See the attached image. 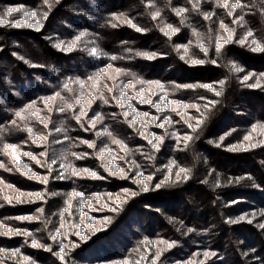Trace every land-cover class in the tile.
Instances as JSON below:
<instances>
[{
    "label": "trees",
    "instance_id": "16d2710c",
    "mask_svg": "<svg viewBox=\"0 0 264 264\" xmlns=\"http://www.w3.org/2000/svg\"><path fill=\"white\" fill-rule=\"evenodd\" d=\"M228 2L226 8L223 0H0V19L8 21L0 24V223L9 217L20 227L15 217L43 207L37 219L48 227L53 192L71 180L63 178L60 184L54 179L52 160L62 146L71 160L78 149L86 151L90 161L75 158V166L95 164L109 179L103 194L119 200L103 216L112 246L119 245L113 253L102 249L107 257L122 264H264V52L251 50L252 40L264 47V0H240L236 9L230 7L236 0ZM8 8L18 11L7 15ZM181 8L185 11L178 15ZM28 11L37 15L25 19ZM17 20L24 22L13 26ZM36 20L39 30L29 26ZM221 23L232 39L217 52L216 43L229 35ZM249 31L253 36L247 37ZM82 32L73 51H67ZM92 48L96 56L89 54ZM193 59L205 63L194 65ZM122 86L137 108L135 118L121 106ZM169 100L184 104V113L176 103L170 110ZM82 109L86 114L77 122ZM166 114L177 133L172 141L164 128L156 130ZM96 117L100 119L93 127ZM120 135L130 156L151 177L147 191L136 184L134 166L113 142ZM37 136L47 139L36 141ZM81 139L94 147L84 148ZM104 140L109 148L114 143L125 177L115 178L105 168L100 158ZM14 150H25L39 161L40 182L16 167ZM181 168L186 172L178 177ZM135 219L141 220L134 227L142 234L120 244L117 235ZM7 235L0 232V251L17 250L19 237ZM98 239L92 236L91 245L76 251L74 260L93 254ZM11 256L0 254V264H20Z\"/></svg>",
    "mask_w": 264,
    "mask_h": 264
},
{
    "label": "rangeland",
    "instance_id": "374dc122",
    "mask_svg": "<svg viewBox=\"0 0 264 264\" xmlns=\"http://www.w3.org/2000/svg\"><path fill=\"white\" fill-rule=\"evenodd\" d=\"M121 96L127 97L121 102V106L127 114H130L135 118L136 114H138L136 111L137 108H135L134 104L131 103V100L125 90V86H122V88L118 90L119 100ZM176 104L171 103V100L167 101V106L170 110L171 107L176 106ZM177 106L180 114H183L185 111L184 104L179 103ZM160 124L164 125L162 129H165L170 140H174L177 133L172 116L170 114H166L158 122H156V130H160L161 127L158 126ZM114 129L116 131V128ZM261 131L264 133V127ZM57 134L60 136L62 133L58 131ZM151 134L154 138L159 137L156 131L151 132ZM122 137L123 136L120 135V138L118 139V141H120L118 146L123 152V155L121 156L122 158L125 157L128 165L134 166L135 171L133 173V178L136 184L144 186L148 183V180L143 179V177H146L145 173L130 156L128 142L124 137ZM83 141L84 140L81 139V144L85 148L89 145V143H83ZM113 146L115 145L111 141L109 148L107 146V141L104 140L100 149V158L102 159L103 156L105 168L111 176H115V178H122L126 176L127 171L118 161L117 156L119 155H116V151ZM78 150L77 155H75L76 160L89 162V155L85 153L86 151H82L80 149ZM82 152L84 153L82 154ZM102 152L103 155H101ZM24 153L28 152L25 150H14L12 152L14 164L24 174L29 176L31 180L40 182V179H37L36 177H39L41 171H43L42 166L38 164L36 158H32L34 157L33 154L31 156H27L24 155ZM54 158L56 159L55 173H57L54 176V179L59 181L60 184L64 183L63 178L66 179L70 177L71 180L68 179L69 181L67 185H63V188L58 189L57 192H53L56 199L52 205L51 221L49 222L48 227L44 229L40 223H38L37 211L42 212V210H44L43 207L42 209L39 208L35 213L15 217L20 220V227L12 224L11 219L7 217L6 219L8 221L4 220L3 222L5 223H0V232L4 234L5 229H7L9 233L7 236H11L12 238L19 237V251L3 250L0 251V254L7 253L10 256L12 255L11 259L16 260L18 258L20 264H69L70 259H72L74 264H122L120 263L121 259L113 260L110 256L107 257L106 254L102 253V249L106 251L109 250L113 253L115 252L116 247L119 248V245L116 247L112 246L115 245V243H113L112 238L110 235L106 234L104 229L105 218L103 216L107 211L113 210L112 204L116 205L119 201L115 198L109 200L103 194L107 190L109 179L104 176L102 171L96 168L93 163L92 166L88 164L85 166L79 165L80 168L75 166V158L71 160L68 156L66 157V151L62 146L57 147ZM24 165H27V168H25ZM61 165H64V167H61ZM72 169L80 170V175H73ZM84 169H87L89 172H95L98 178H94L85 173L83 171ZM31 173H35V177H33ZM71 176H73L74 179ZM74 192H81L83 193V196L74 197L72 196V193ZM65 209L68 210L65 211ZM20 217H31L32 219H19ZM89 217H91V219H89ZM139 221L137 219L132 220L129 227H123L121 229L120 234H122V236H120V234L117 235L119 240L118 242L120 244L121 241L130 239L131 236L132 238H136V236L142 234L139 227H134L139 225ZM61 225H63V227H61ZM17 231L21 234H12ZM57 231L60 232V235L54 241L51 239V236L55 235ZM24 233H30V235H24ZM243 233L248 234L249 232L243 231ZM94 235L100 238L95 242V244H93L95 246L94 253H83L77 258L79 261H75L74 259L76 258V254L80 253H77L76 251L86 250L87 244L90 243L91 238ZM82 236H86L87 239H83ZM33 239L37 240V242L43 247H33L31 243ZM61 248H64L63 252H61ZM94 254H96V256H94ZM61 256H63V259L60 258Z\"/></svg>",
    "mask_w": 264,
    "mask_h": 264
},
{
    "label": "snow or ice",
    "instance_id": "6c2138e0",
    "mask_svg": "<svg viewBox=\"0 0 264 264\" xmlns=\"http://www.w3.org/2000/svg\"><path fill=\"white\" fill-rule=\"evenodd\" d=\"M45 3H47V0H45ZM196 6H197V5H194V7H196ZM221 6L226 7V8L229 7V2H228V0H223V3H222ZM230 7H231L232 9H236V8H238V7H241L240 0H236V3L231 4ZM17 11H18L17 8H8V9L6 10L7 15H11L12 13L17 12ZM184 11H185V9H183V8L178 9V10H177V14L179 15V14L183 13ZM36 15H37L36 12L28 11V12H26V14H25V19H28V18L34 17V16H36ZM229 15H231V12H229ZM155 16H159V12H157V13L155 14ZM155 16H154L153 18H155ZM45 18H46V14H45ZM205 18L207 19V18H209V17L206 16ZM23 22H24V21L17 20L16 23H15L13 26L19 27V26L21 25V23H23ZM128 22L130 23V21H128ZM5 23H8V21H7L6 19H0V24H5ZM29 26H31V27H35L37 30H39V28H40V21H39V20H36V22H35L34 24L29 25ZM132 26L135 27L137 31H142V29L139 28V27H136V25H132ZM167 27H168V28H171V25H168ZM220 27H221L222 29H224L226 32H228L229 35H228V38H227V39L221 38V39L216 43V51H217V52H219V51L221 50V48L223 47L224 44L229 43V42L231 41V39H232V33H231V30L228 29L227 26L224 25L223 23H221ZM178 31H179V29H172V32H178ZM165 34L168 35L169 33L166 32ZM84 35H85V33L82 32V33H80V35L76 36L75 39H74L73 41H71L70 43L67 44V46H66V50L69 51V52L73 51V49L75 48L77 42H79V41L81 40V37L84 36ZM251 36H253V33H252L251 31H249V32L247 33V37H251ZM247 37H245L244 40H241L240 43H241V44H244L245 42H247ZM251 44L255 45L254 47L251 48V50H252L253 52H264V47H261L260 44H259L257 41L252 40V41H251ZM57 47H61V45H57ZM201 51H204L205 53L207 52V50H206L203 46H201ZM185 52H187V49H186V48H185ZM89 54H90V55H93V56H96V55L98 54L97 49H96V48H92ZM141 55H144V56H145L146 58H148V59H152V58L155 57V53H152V54L142 53ZM113 58H114V57H113ZM182 58H183V57H182ZM191 63L194 64V65H199V64H203V63H205V61L200 60V59H193V60H191ZM212 63L215 64L216 62H215V61H212ZM233 68H234V70L237 71V72L243 71V69H242L241 67L237 66V65H233ZM105 70H106V69H105ZM262 75H264V74H262ZM248 79H249V76H245V77H244V80H248ZM157 83H158V82H157ZM220 83L222 84L223 82H220ZM129 86H131V85H129ZM200 86H201V87H204V88H209V89L211 88V85H208V84H203V85H200ZM65 87H67V85H66ZM183 87H186V88H192V87H194V85H183ZM109 91H111V89H109ZM56 95L59 96V93H57ZM216 95H220V93L217 92ZM126 98H127L126 96H121V97H120V101H123V100L126 99ZM105 102H107V101H105ZM145 102H150V101H145ZM47 103H48V101L45 100V104H47ZM78 103L83 104L84 101H83V100H80V101H78ZM89 103H90V102H89ZM174 103L179 104L180 102H179V101H176V102H174ZM68 107L71 108L72 105H68ZM154 107H156L157 109H159V108H160V105H159V104H155ZM191 107H195V105H191ZM61 111H63V109H61ZM85 114H86L85 110L82 109L80 115H77V116L75 117V119L77 120V122H79V121L81 120V117L84 116ZM16 115H17V116H21V113L17 112ZM33 115H35V113H33ZM125 115H127V113H125ZM147 115H148L147 113H144V116H147ZM99 119H100V117H96L95 119H93V120L91 121V125H92L93 127H95L96 122H97V120H99ZM155 120H156V118L153 117V118H152V122L155 123ZM40 123H41V124H45V126H47V125H46V122H45L43 119L40 120ZM158 126L161 127V128L164 127L163 124H160V125H158ZM189 127H192V125H189ZM193 130H195V128H194ZM29 131H31V130H29ZM41 139L46 140L47 137H43V138H42V137H40V136H37V137L35 138L36 141H40ZM156 139H157L158 141L162 142L161 138L157 137ZM184 139H186V140H187V139H191V137H185ZM221 139H223V137H221ZM245 139L247 140V139H249V137H245ZM113 142H114V143H117V144L120 143V141H118V140H114ZM148 142H149L150 144H152V141H151V140H149ZM83 143H88V142H87V141H83ZM88 146H89V147H94L93 144H89ZM152 146H153V148L159 150V146H158V144H152ZM253 146H254V145H253ZM6 147H7V148H10V149H14L15 146H13V145H7ZM24 155L31 156L32 154H31V153H24ZM41 155H44V153H41ZM74 155H75V154H74ZM101 155H103V153H101ZM32 158L35 159V157H32ZM37 162H39V161H37ZM52 163L54 164V163H56V161H55V160H52ZM0 166H2V165H0ZM24 167L27 168V165H24ZM61 167H64V165H61ZM83 171H84L85 173L91 175V176L94 177V178H98V177L96 176V173H95V172H89L87 169H84ZM184 172H186V170L183 169V168H181V169H180V172L177 173V176L179 177V176H180V173H184ZM72 174H73V175H80V170H78V169H72ZM113 174H115V173H113ZM31 175H32L33 177H35L36 174H35V173H31ZM36 178H37V179H40L39 177H36ZM184 178L186 179L187 177L185 176ZM143 179H144V180H150L151 177H143ZM42 182H43V183H47V177H44L43 180H42ZM156 187H160V185H157ZM143 190H144V191H147V190H148L147 184H145V185L143 186ZM131 194H132V195H136L137 193H131ZM28 195H29V196H31V195H35L37 198L43 199V197L40 195V193H35V194H31V193H29ZM72 196H74V197H82V196H83V193H81V192H74V193H72ZM97 199H98V197H97ZM67 210H68V209H65V211H67ZM19 219H32V218H31V217H20ZM89 219H91V217H89ZM241 219H244V218L241 217ZM233 222H235V221H233ZM249 222H250V221H249ZM260 226H261V227H264V224H262V225H260ZM61 227H63V225H61ZM4 234H8V230H7V229H5V233H4ZM12 234L19 235V234H21V233H19V232L17 231V232L12 233ZM24 235H30V233H24ZM59 235H60V232L57 231L55 235L51 236V239L55 241ZM82 238H83V239H87L86 236H82ZM31 243H32V246H33V247H43V246L40 245V244L37 242V240H35V239H33ZM162 243H166V242H162ZM172 246H173L172 244H167V247H169V248H171ZM48 250H50V249H48ZM17 251H19V249H17ZM63 251H64V248H61V252H63ZM205 255H207V253H206ZM60 258L63 259V256H61ZM153 264H155V261H153Z\"/></svg>",
    "mask_w": 264,
    "mask_h": 264
}]
</instances>
